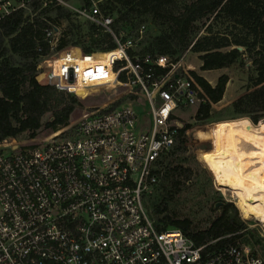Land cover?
<instances>
[{
	"label": "built area",
	"instance_id": "built-area-1",
	"mask_svg": "<svg viewBox=\"0 0 264 264\" xmlns=\"http://www.w3.org/2000/svg\"><path fill=\"white\" fill-rule=\"evenodd\" d=\"M33 1L71 8L63 0H0V21L18 11L31 17ZM104 1L87 0L72 13L108 34L114 50L99 61L67 50L42 57L35 79L75 97L113 85L132 102L89 108L68 135L5 146L0 264H264L245 245L196 246L178 229L155 226L146 198L162 175L160 161L176 144L180 113L197 112L208 99L183 58L140 51L144 25L132 35L116 33L113 16L101 10ZM47 26L51 46L57 30ZM139 100L147 105L149 129L137 127L133 102Z\"/></svg>",
	"mask_w": 264,
	"mask_h": 264
},
{
	"label": "trees",
	"instance_id": "trees-1",
	"mask_svg": "<svg viewBox=\"0 0 264 264\" xmlns=\"http://www.w3.org/2000/svg\"><path fill=\"white\" fill-rule=\"evenodd\" d=\"M82 1L83 5L87 3V0ZM108 1L110 12L117 9L118 18L113 24L116 33L119 32L116 25L143 16H150L164 28L146 50L141 46L142 53L172 56L189 49L199 55L201 70L205 72L226 69L237 62L241 66L250 64L253 74L248 77L249 85L245 94L231 103L230 111L236 117H250L253 124L264 119V0H189L183 2L177 13L169 9L171 0ZM28 9L31 17L25 16V11H18L0 21V125L12 138L26 135L34 139L42 129L54 133L68 128L74 112L82 106L74 95L41 86L35 79L42 57L51 54L50 41L44 36L47 23L56 27L62 20L69 21L70 13L56 4L43 7L39 1L29 3ZM202 21L208 24L202 34L197 35L196 25ZM222 22L231 25L237 33L229 36L215 32L214 27ZM100 31L93 25L88 38L78 42L82 54L95 58L114 50L112 38ZM66 37L62 34L57 50L69 45L71 41ZM172 39L178 42L180 51L168 52ZM191 75L208 99L196 114L198 123H205L210 117L211 105L222 100L228 77L221 76L211 87L203 78ZM42 76L37 80L43 83ZM46 115L50 120L43 124ZM188 128L186 125L178 131L175 146L160 161V179L166 182L165 194L150 215L159 230L178 229L196 246L212 243L211 248L216 249L228 243L241 245L242 242L236 240L242 237L246 227L231 204H222L218 208L220 214L205 227L169 213V204L192 175L188 168L171 164L176 155L186 151L184 133ZM63 133L68 134L70 130Z\"/></svg>",
	"mask_w": 264,
	"mask_h": 264
},
{
	"label": "rangeland",
	"instance_id": "rangeland-1",
	"mask_svg": "<svg viewBox=\"0 0 264 264\" xmlns=\"http://www.w3.org/2000/svg\"><path fill=\"white\" fill-rule=\"evenodd\" d=\"M63 1L71 6V8H66L60 5L70 13V20H62L59 22V25L55 27L57 31L55 34V41L51 42V54L60 52L56 47L59 39L64 33L67 35L66 39H69L71 42L63 50L78 54L81 50L78 42L85 41L88 38L91 26L93 25L84 22L81 19H77L72 13V8L75 9L83 6L82 0ZM107 1L108 0H105L103 2L102 7L100 5L101 10L104 11V13L111 14L116 21L118 18L117 9L110 12V4L107 3ZM185 1L189 0H171L169 9L174 13H177ZM207 24L208 22L202 21L196 25L197 35L202 34L204 26ZM138 25H144L146 27L142 50H146L152 43V40L157 36H160L164 30L159 24L154 23L150 16H143L137 19L134 18L130 23L118 24L115 28L117 31H124L125 34L129 33L132 35L131 33L135 32L139 27ZM214 31L229 34V36L230 34L237 33L231 25H228V23L225 22L215 26ZM103 33V31H100V34ZM172 40L168 52L180 51L178 42L175 39ZM169 57L172 60L183 58L184 63L191 67V73L203 78L211 87L216 85L217 80L221 76L228 77L222 100L217 104L211 105L210 117L207 122L198 123V120L196 119L197 112L195 109L180 113L181 129L186 125H189V128L185 129L184 133L186 151L183 154L176 155L174 159L171 160V164L173 167L180 165L183 168H188L191 170L192 175L190 180L182 188L181 193L169 204V213L176 218H188L194 221L197 226L205 227L209 220L220 214L221 210L218 208L222 204H231L233 208L236 209L240 222L246 227L245 231L242 233V237L236 241L239 243L242 242L243 245L249 247L251 251L255 252L264 262V229L262 225L255 220H245L241 218L240 212L236 206V200L233 197L231 190H223L220 188L221 181L219 177L221 157L218 154V150L220 149V136L217 132V125L226 121L243 118L248 119L249 122L253 124L249 119L250 117H236L230 111L231 103L245 94L247 86L249 85L248 77L253 74L252 68L250 67V64L241 66L240 63L237 62L226 69L205 72L201 70L199 55L190 52L189 49L180 54H175ZM101 59H103L102 55L100 57H95V60L97 61ZM41 80L43 82L45 81L43 76ZM77 99L80 101L82 107L74 112L66 132H68L67 130H69V128H71V126L89 108L99 107L109 102H113L115 105H125L132 102V99L125 95L124 89L114 87L113 85L93 86L87 89L83 96L77 97ZM133 105L136 106L137 113L139 114L137 127L149 129L151 127V120L149 112L147 111V105L143 100H139V102L136 103L133 102ZM49 120L50 116L46 115L42 119V122L45 124ZM259 123H264V119L253 125H258ZM62 130L63 129L57 132H60V135H65L66 133H63L65 131ZM52 134L53 132H48L42 129L34 139H28L26 135L12 138L7 135L0 125V154L8 150L5 146L12 141H15L18 145H32L39 143L41 140L48 138ZM253 161L258 162L259 159ZM254 165L256 167L259 166L257 163ZM164 186H166V182H162L161 179L158 180V182L152 186V190L146 198V208L151 214L165 194Z\"/></svg>",
	"mask_w": 264,
	"mask_h": 264
},
{
	"label": "bare ground",
	"instance_id": "bare-ground-1",
	"mask_svg": "<svg viewBox=\"0 0 264 264\" xmlns=\"http://www.w3.org/2000/svg\"><path fill=\"white\" fill-rule=\"evenodd\" d=\"M217 132L220 188L231 190L241 218L255 220L264 229V123L230 120L218 124Z\"/></svg>",
	"mask_w": 264,
	"mask_h": 264
},
{
	"label": "water",
	"instance_id": "water-1",
	"mask_svg": "<svg viewBox=\"0 0 264 264\" xmlns=\"http://www.w3.org/2000/svg\"><path fill=\"white\" fill-rule=\"evenodd\" d=\"M79 95H81V96H82V93H80Z\"/></svg>",
	"mask_w": 264,
	"mask_h": 264
}]
</instances>
